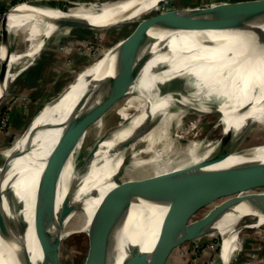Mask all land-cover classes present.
<instances>
[{
	"label": "bare ground",
	"instance_id": "obj_1",
	"mask_svg": "<svg viewBox=\"0 0 264 264\" xmlns=\"http://www.w3.org/2000/svg\"><path fill=\"white\" fill-rule=\"evenodd\" d=\"M161 1L90 0L68 9L53 6L44 0L22 5L10 17L9 25L13 37L26 32L30 46L25 51L15 48L12 51L9 69L3 82L0 81V93L36 59L46 44L45 39L61 29L58 18L72 17L102 25L113 22L109 26H119L158 8ZM173 28L154 30L141 38L127 39L126 36L90 66L84 76L80 74V83L50 114L48 120L52 124L38 136L35 153L42 164L33 163V159L27 163L25 159L18 158L20 170L6 174L0 180V264H13L15 250L26 239L32 254H41L34 203L42 167L47 168L51 175L55 171L61 176L60 185L54 186L56 201L61 203L69 190L70 199L81 202V207L68 211L62 239L71 233L72 230L65 228L74 221L81 222V231L94 236L103 220V215L97 217L100 211L108 209L111 215L104 219L106 223L112 221L127 209L130 203L128 193L151 185L152 179L159 184L164 183L187 166L212 158L226 128L235 126L239 129V149L248 133L256 128L255 124L264 126V21L237 32H180L169 41L167 52L151 60L140 84L141 90L72 109L82 92L79 87L109 79L129 69ZM203 37L212 38L214 42L203 43ZM3 56L1 42L0 62ZM20 64L23 66L18 68ZM170 80L178 81L189 92L182 95L171 91L167 86ZM192 101L198 105L192 104ZM213 104L225 111L219 114L221 137L216 141L198 137L185 141L188 133L198 126L201 117L213 109L208 105ZM112 111L119 118L110 124L108 119ZM190 111L199 118L183 128L185 116ZM87 136H94L93 142L83 150ZM20 142L21 137L6 154L17 153ZM59 145L64 154H56ZM252 147L256 158L264 157V140ZM81 151L84 166L78 168L77 154ZM239 158L240 155H232L230 160ZM13 159L16 161L17 156ZM225 185L208 188L196 202L169 215H165L166 211L153 208V215L147 224H139L138 210L131 208L126 232L128 237L144 249H150L163 233L197 219L196 211H193L197 204L231 188ZM119 189L122 190L121 195L112 194ZM253 194H264V190L235 191L230 196L238 198ZM226 195L207 203L202 207L203 213L221 206L230 197L224 198ZM259 217L255 225L264 222V214ZM240 220H224L213 230L222 236L221 255L226 264L243 245ZM209 233L190 240L211 236ZM123 257L122 246L104 264H121Z\"/></svg>",
	"mask_w": 264,
	"mask_h": 264
},
{
	"label": "water",
	"instance_id": "obj_2",
	"mask_svg": "<svg viewBox=\"0 0 264 264\" xmlns=\"http://www.w3.org/2000/svg\"><path fill=\"white\" fill-rule=\"evenodd\" d=\"M33 1L27 0L15 4L3 18L1 36L4 56L0 62L1 83L9 69L11 54L14 50L13 36L9 25L10 17L18 12L22 5ZM153 19L154 17H147L142 20L147 24L153 21ZM58 20L62 26L88 28H102L113 23L102 25L72 17H60ZM263 21L264 0H240L221 1L216 4H211L187 20L167 23L160 29L174 28L132 67L109 79L79 87L80 89L82 88V92L72 106V109L80 108L96 101L120 98L141 90L142 86L140 84L144 79L146 69L151 60L158 54L167 52L169 41L174 35L180 32H199L206 30L237 32L244 31ZM121 22L123 21L121 20ZM146 27L148 26L138 28L137 31L128 35L127 39L131 37L141 38L150 32V30H153ZM201 41L208 44L213 43L214 39L203 37ZM88 69L89 67L84 69L81 76H84ZM81 76L39 111L26 128L17 153L12 151L7 162L17 156V158L25 159L27 163L30 162V159H33V163L42 164L41 158L35 153L38 136L52 124L48 120L50 114L59 106L60 102L68 93L80 83ZM10 85L0 93V102L8 94ZM167 86L171 91L178 92V94L184 95L189 92L188 89L176 80H170ZM192 104L198 105V103L193 101ZM208 107L213 108L208 113H225L218 105L213 104L208 105ZM194 109L202 111L200 109ZM238 137V128L235 126L226 128L215 155L212 158L187 166L184 170L164 183L159 184L158 181L152 179L151 185L134 190L130 194L128 193L127 198L130 203L127 209L116 219L106 223V219L104 218L110 217L111 213L108 209L100 211L97 217L103 215V220L100 221L101 227L94 236L88 233L90 247L83 264H104L111 260L122 246L124 247V257L121 264H159L182 243L190 241L192 237L204 235L215 230L218 224L224 220L233 218L245 219L249 216L264 214V194H253L238 198L234 196L206 215L163 233L150 249H144L140 244L130 239L126 233L131 208L138 210L137 218L139 219V224H147V221L150 222L153 215L151 212L153 208L166 211L165 215H169L177 209L196 202L203 192L212 186L226 184L225 186L229 185L231 188L211 196L201 204H197L193 211L199 210L207 203H211V201L216 200V198L222 195L227 194L229 196L235 191L255 189L258 184H264V157L256 158L253 154L254 147L241 150L237 149ZM61 149L62 147L60 145L58 148L56 147L57 155L59 153L64 154ZM232 155H240L241 158L230 160ZM0 173L1 179L6 176L4 170ZM61 180V176L55 171H52L51 175L47 168L42 167L34 203V212L38 219L40 229L37 242L41 254L33 255L29 242L26 239L15 250V262L13 264H59V247L62 241L65 217L72 208L81 207L79 200L70 199L69 190L61 203L55 200L54 186L60 185ZM121 193L122 190L120 189L112 192L116 196L121 195ZM3 225L2 223L1 226L3 227ZM242 226L250 227L253 225ZM242 226L241 230L243 228ZM222 250L223 246H221L220 255ZM231 262L232 258L228 264H231ZM222 264H226L225 259H223Z\"/></svg>",
	"mask_w": 264,
	"mask_h": 264
},
{
	"label": "rangeland",
	"instance_id": "obj_3",
	"mask_svg": "<svg viewBox=\"0 0 264 264\" xmlns=\"http://www.w3.org/2000/svg\"><path fill=\"white\" fill-rule=\"evenodd\" d=\"M24 1L27 0L19 1V3ZM88 1L90 0H53L51 4L68 9L78 5L80 2ZM211 4V0H163L160 2L158 8L119 26L113 25L102 28L62 26L60 30L47 39V42L45 41L46 44L36 59L30 63L21 75L14 79L9 87L8 94L0 102V172L4 170L6 172L5 174H9L20 170L21 164L19 165V159L17 158L16 161L12 159L7 162L11 154H6V151L12 148L20 137L22 139L26 128L43 107L65 91L84 69L92 66L102 58L112 46L137 31L140 27L148 26L146 28L153 29L150 30L151 32L154 29L162 28L167 23L187 20ZM8 11L0 15L1 26L3 18ZM147 16L154 17V19L146 24L142 19L147 18ZM133 20L135 21L133 22ZM1 42L2 36H0V44ZM13 43L14 48L18 51H25L30 46V41L26 39V32H20L17 36L13 37ZM22 66L23 64H20L18 68ZM77 73L79 74L77 75ZM49 99H51L50 102L46 104ZM118 118V115L112 111L108 122L113 124ZM198 118L199 115L190 111L185 116L186 123L184 122L185 126L183 125V128L189 127ZM219 118V113H207L206 116L201 117L198 123L199 127L197 126L192 129L188 133L185 141L195 137L203 138L207 141H216L219 139L222 134L221 126L218 124ZM188 119L190 122H188ZM255 127L253 132L248 133L246 139L240 144L241 148L239 150L250 148L253 144L264 140V126L255 124ZM93 138L94 136H87L84 139L83 150L93 142ZM76 162L78 168H83L84 158L82 151L77 154ZM122 175H120V178ZM255 189L264 190V184H258ZM237 192L239 193L240 191ZM229 196L226 195L224 198ZM229 198H232V196ZM204 215L206 214L203 213V208L195 212L196 218ZM259 218L258 215L249 216L240 220L241 226L253 225L250 227L242 226L243 228L240 233L242 240L252 235L259 236V234L263 235L261 237L262 239H260H264V222L255 225ZM80 227L81 222L78 221L69 223L66 226L65 229L67 231H72L61 241L59 247V264H83L85 262L90 247V238L88 233L80 230ZM209 234L211 236H205L200 240H190L191 242H201L206 239L202 245L196 244L194 257H202L204 251L209 248L212 253L206 257L208 260L204 264H222L223 256L220 255L221 246H223L222 236L219 232L215 231ZM190 241L182 243L175 248L159 264H168L173 261L174 255L178 253L177 250L179 247L187 251ZM261 246L263 245L259 244L258 247L261 248ZM234 257L236 256L234 255L232 257L231 264H238L239 261ZM248 264H260V262L257 257L252 256L248 260Z\"/></svg>",
	"mask_w": 264,
	"mask_h": 264
},
{
	"label": "crops",
	"instance_id": "obj_4",
	"mask_svg": "<svg viewBox=\"0 0 264 264\" xmlns=\"http://www.w3.org/2000/svg\"><path fill=\"white\" fill-rule=\"evenodd\" d=\"M19 1L22 0H0V15L2 13H5V11L9 10L12 6L19 3ZM49 3H52L53 0H44ZM86 1V0H85ZM212 4L219 3L221 1L225 0H211ZM215 1V2H213ZM229 1H237V0H229ZM61 7V6H60ZM2 35V27L0 24V36ZM259 234V233H256ZM263 235H252L249 237H245L243 240L242 248L237 251L234 255L235 259H237L239 262L238 264H248V260L252 258V256H255L258 258L260 264H264V239L261 240ZM261 238V239H260ZM206 239L202 240L201 242H191L188 244L187 251H184L182 248H178V253H175L173 261H171L168 264H188L190 260L191 263L189 264H204L208 259L206 257L210 256L212 253L211 250L208 248L204 251L202 254V257H194V252L196 249V244L202 245L205 242ZM262 241V242H261ZM208 242V241H207ZM259 244L263 245L261 248H259ZM198 248V247H197ZM178 254V255H177ZM254 254V255H253ZM221 260V257H220Z\"/></svg>",
	"mask_w": 264,
	"mask_h": 264
}]
</instances>
